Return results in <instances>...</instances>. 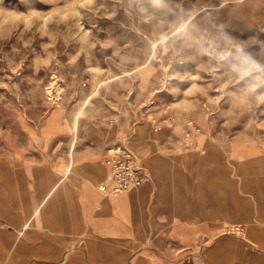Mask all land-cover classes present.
<instances>
[{"label": "rangeland", "instance_id": "obj_1", "mask_svg": "<svg viewBox=\"0 0 264 264\" xmlns=\"http://www.w3.org/2000/svg\"><path fill=\"white\" fill-rule=\"evenodd\" d=\"M31 3L34 7H26L21 0H0V184L1 165L9 161L54 166L61 175L72 157L90 160L103 155L108 162L106 147L90 136L93 130L113 126L117 136L111 141L130 144L132 137L140 138V131L151 127L156 150L166 157L182 153L197 157L198 146L213 144L228 158L234 193L244 199L253 195L264 200V103L257 106L229 99L217 80L194 65L179 69L187 70L185 76L169 87L156 83L148 71L134 81L118 78L119 69L107 59L111 50H104L105 38L110 33L124 42L136 39L121 26L119 17L107 20L87 14L85 28L95 23L101 30H94L93 40L88 32H76L74 27L93 8V0ZM219 22L233 36L264 42V0H255L249 18L234 14L229 5L220 10ZM89 44L94 54L87 51ZM250 51L259 52V45ZM101 181L96 182V190ZM171 195L172 201H178L177 181ZM243 226L246 235L228 233L224 228L213 241L192 248L176 240L164 242V221L159 219L147 246L136 253L130 249L124 264H132L136 255L151 264L154 250L174 260L184 254L199 256L220 238L237 256L247 245L253 248L247 242V226ZM31 228L20 232L25 240V264H65L71 251L67 242L62 250L38 245L43 241ZM56 257L61 262L34 263Z\"/></svg>", "mask_w": 264, "mask_h": 264}, {"label": "crops", "instance_id": "obj_2", "mask_svg": "<svg viewBox=\"0 0 264 264\" xmlns=\"http://www.w3.org/2000/svg\"><path fill=\"white\" fill-rule=\"evenodd\" d=\"M140 134L130 144L111 141L117 136L113 126L90 134L107 151L115 146L130 149L150 172L146 184L119 196L100 190L111 174L103 155L90 160L72 157L61 175L54 166L42 168L20 160L2 164L0 264H25V240L20 232L30 227L43 241L38 245L62 250L67 242L71 251L65 264H124L130 249L136 253L147 246L159 219L164 221V242L176 240L192 248L213 241L224 228L228 232L230 222H239L247 226V242L253 248L247 245L234 256L232 247L220 238L199 256L184 254L174 260L151 251V264H264V200L234 193L227 156L213 144H205L198 146L197 157L185 153L166 157L156 150L151 127ZM174 181L178 184L176 202L171 195ZM143 263L141 255L133 258L132 264Z\"/></svg>", "mask_w": 264, "mask_h": 264}, {"label": "clouds", "instance_id": "obj_3", "mask_svg": "<svg viewBox=\"0 0 264 264\" xmlns=\"http://www.w3.org/2000/svg\"><path fill=\"white\" fill-rule=\"evenodd\" d=\"M34 7L31 0H21ZM255 0H93V8L75 24L76 32L86 31L95 40V23L85 28L87 14L115 20L136 39L124 42L110 33L105 38L107 59L119 69L121 77L134 81L148 71L155 82L169 87L184 77L186 65L203 69L219 82L229 99L248 104L264 103V42L256 38L240 39L219 22V12L231 5L242 18L251 12ZM248 9V13H245ZM77 44L78 37L74 36ZM259 45V52L250 51ZM82 46V45H81ZM92 44L87 51L94 54Z\"/></svg>", "mask_w": 264, "mask_h": 264}, {"label": "built area", "instance_id": "obj_4", "mask_svg": "<svg viewBox=\"0 0 264 264\" xmlns=\"http://www.w3.org/2000/svg\"><path fill=\"white\" fill-rule=\"evenodd\" d=\"M108 163L111 169L110 177L100 186L104 193L122 195L143 186L150 178L148 169L139 164L134 153L126 147L115 146L108 149ZM228 231L238 236L244 235L245 232L240 225H230Z\"/></svg>", "mask_w": 264, "mask_h": 264}, {"label": "bare ground", "instance_id": "obj_5", "mask_svg": "<svg viewBox=\"0 0 264 264\" xmlns=\"http://www.w3.org/2000/svg\"><path fill=\"white\" fill-rule=\"evenodd\" d=\"M109 164V163H108ZM149 171V170H148ZM113 196H119V195H113Z\"/></svg>", "mask_w": 264, "mask_h": 264}]
</instances>
